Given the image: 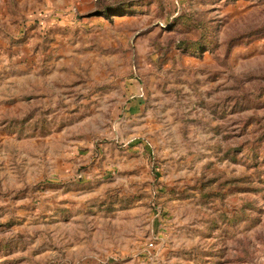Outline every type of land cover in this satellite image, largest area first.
I'll return each instance as SVG.
<instances>
[{"label":"rangeland","instance_id":"1","mask_svg":"<svg viewBox=\"0 0 264 264\" xmlns=\"http://www.w3.org/2000/svg\"><path fill=\"white\" fill-rule=\"evenodd\" d=\"M0 264H264V0H0Z\"/></svg>","mask_w":264,"mask_h":264}]
</instances>
